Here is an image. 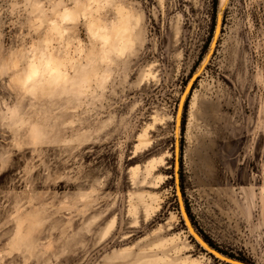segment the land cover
Listing matches in <instances>:
<instances>
[{
  "label": "rangeland",
  "instance_id": "obj_1",
  "mask_svg": "<svg viewBox=\"0 0 264 264\" xmlns=\"http://www.w3.org/2000/svg\"><path fill=\"white\" fill-rule=\"evenodd\" d=\"M23 2L16 24L0 17V119L49 134L21 147L0 127V264H227L188 232L175 172L204 242L264 264V0H217L215 9L214 0H130L146 40L112 69L108 93L83 105L27 82L32 95L22 96L24 58L37 45L53 55L67 48L71 27L83 44L90 15L104 29L126 14L108 0ZM194 96L219 102L246 138L233 142L226 130L216 141L208 127L199 139Z\"/></svg>",
  "mask_w": 264,
  "mask_h": 264
},
{
  "label": "clouds",
  "instance_id": "obj_2",
  "mask_svg": "<svg viewBox=\"0 0 264 264\" xmlns=\"http://www.w3.org/2000/svg\"><path fill=\"white\" fill-rule=\"evenodd\" d=\"M108 6L121 9L127 17V30L121 31V38H116L112 24L109 23V40H102L89 33L87 41L81 44L79 27H71L65 33L67 48L61 47L55 55L35 46L31 53L33 59L24 58L21 65L17 91L22 96H30L32 92L25 89V81H30L27 88L46 98L62 99L75 104H87L98 101L109 91L114 73L112 69L122 61L137 54L146 37L142 30L139 14L131 6L130 0H108ZM27 6L23 0H0V17L7 16L12 24L26 15ZM74 25L76 21L72 22ZM51 37V34H50ZM76 51L73 52L72 50ZM11 68V64L5 61ZM4 67L0 65V72ZM0 127H6L14 140H19L21 147L26 144L39 145L48 137V129L40 123H29L22 129L12 126L5 114L0 119Z\"/></svg>",
  "mask_w": 264,
  "mask_h": 264
},
{
  "label": "crops",
  "instance_id": "obj_3",
  "mask_svg": "<svg viewBox=\"0 0 264 264\" xmlns=\"http://www.w3.org/2000/svg\"><path fill=\"white\" fill-rule=\"evenodd\" d=\"M64 14L69 15V13L65 12ZM75 15L78 14L77 11L74 12ZM26 82V81H25ZM191 106H189L192 113H194L196 121H193L190 124H194L197 129L199 127V135L197 136L199 139H204L205 133L208 127H214L216 134V141H224V132L231 131V137L229 140L233 142H238L239 140H243V137L246 138V135L243 133L242 125L231 123L226 120L223 112V106L214 99H197L194 96L190 101ZM198 130V131H199ZM197 131V132H198ZM207 134V133H206Z\"/></svg>",
  "mask_w": 264,
  "mask_h": 264
},
{
  "label": "bare ground",
  "instance_id": "obj_4",
  "mask_svg": "<svg viewBox=\"0 0 264 264\" xmlns=\"http://www.w3.org/2000/svg\"><path fill=\"white\" fill-rule=\"evenodd\" d=\"M225 1L226 0H221V3L223 4ZM222 14H223V12L219 13V11H218L219 22H218L217 28L218 27L221 28ZM68 16L69 15L64 14L63 19H66ZM99 22H100L99 19L95 18L93 15H90V17L88 18V25H89L91 34L102 39V40L111 39V36L108 35V28L101 29ZM112 28H113V31L116 35V38H118V39L121 38V31L123 30L126 32V30H127V17L124 14L119 15L118 21L112 25ZM217 28H216V30H217ZM26 82L29 83L30 81L26 80ZM178 127H179V124H178ZM176 134H178V129H177ZM175 155H176L175 167L177 168L178 167V141L176 142V145H175ZM175 179H176V196H177V200H178V204H179V208H180V214H181V217L184 221V224H185L188 232L198 242V244L203 249H205V250L207 249L208 251H210V254H212L216 259H218L220 261H224V258L226 256H224L220 253H219V255L216 256L214 253L215 250L213 248H211L207 243H205L204 240L189 225L186 217L182 213V206H184V205H183L182 197H181L180 190H179V181H178V173L177 172H175Z\"/></svg>",
  "mask_w": 264,
  "mask_h": 264
},
{
  "label": "water",
  "instance_id": "obj_5",
  "mask_svg": "<svg viewBox=\"0 0 264 264\" xmlns=\"http://www.w3.org/2000/svg\"><path fill=\"white\" fill-rule=\"evenodd\" d=\"M218 22H219V15H218V12H217V14H216V20H215V27H214V31H213V35H214L215 31H216V28H217ZM221 28H222V23H221ZM213 35H212V36H213ZM216 46H217V43H216ZM216 46H215V49H216ZM215 49H214V52H215ZM214 52H213V54H214ZM213 54H212V56H213ZM193 75H194V73H193L192 76L190 77L189 81L193 78ZM196 80H197V79H196ZM196 80H195V81H196ZM182 213H183L184 216L186 217V219H187L189 225L192 227V225H191V223H190V221H189V219H188V216H187V214H186V211H185L184 206H182ZM192 228H193V227H192ZM214 253H215L216 256L219 255V252H216V251H215ZM223 262H225V263H227V264H247V263L240 262V261H237V260H234V259L228 258V257H225Z\"/></svg>",
  "mask_w": 264,
  "mask_h": 264
},
{
  "label": "trees",
  "instance_id": "obj_6",
  "mask_svg": "<svg viewBox=\"0 0 264 264\" xmlns=\"http://www.w3.org/2000/svg\"><path fill=\"white\" fill-rule=\"evenodd\" d=\"M216 5H217V0H214V2H213L214 9H215ZM213 29L214 28H212V31H211L212 33H213Z\"/></svg>",
  "mask_w": 264,
  "mask_h": 264
}]
</instances>
